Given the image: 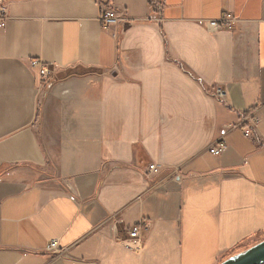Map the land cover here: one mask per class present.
I'll list each match as a JSON object with an SVG mask.
<instances>
[{"label": "crops", "instance_id": "0c3cea01", "mask_svg": "<svg viewBox=\"0 0 264 264\" xmlns=\"http://www.w3.org/2000/svg\"><path fill=\"white\" fill-rule=\"evenodd\" d=\"M1 3L0 264H219L264 237V0Z\"/></svg>", "mask_w": 264, "mask_h": 264}, {"label": "built area", "instance_id": "2783aa9c", "mask_svg": "<svg viewBox=\"0 0 264 264\" xmlns=\"http://www.w3.org/2000/svg\"><path fill=\"white\" fill-rule=\"evenodd\" d=\"M155 14L152 16V19L159 20V14L161 13V7H158L156 5V10L154 9ZM7 9L6 6L1 3L0 8V27H5L7 22ZM123 20L122 16L118 15L117 12L114 9L106 8L103 10V14L101 16V21L103 24L104 29H112L113 27L117 26L121 21ZM236 17L232 13H226L223 17L220 19H213V20H206V21H200V24H204L210 28L217 29V30H225L230 29L233 25V23L236 21ZM32 65L34 67L40 68V77H41V84L43 87L48 85L50 81V72H49V65L45 63H41L40 61L34 60L32 61ZM216 95L219 99L223 98L225 96V90L222 87H218L216 89ZM241 124L244 123H251V120H247L246 122L242 120L240 122ZM252 123H254L252 121ZM253 126V125H251ZM244 131L246 136L252 135V129L250 126L245 127ZM227 134L226 129H222L220 131L221 139L211 147L210 153L214 156H220L228 147L227 142L225 140V136ZM161 171V166L152 164L150 165V172L152 173H159ZM147 224L145 223H138L137 225H134L130 228L126 229V232L128 234V239L125 240V244L127 247L137 250L142 245V231L147 228ZM48 251L60 254L63 252L61 249L58 240H53L50 242L48 248Z\"/></svg>", "mask_w": 264, "mask_h": 264}, {"label": "water", "instance_id": "95a60500", "mask_svg": "<svg viewBox=\"0 0 264 264\" xmlns=\"http://www.w3.org/2000/svg\"><path fill=\"white\" fill-rule=\"evenodd\" d=\"M219 264H264V239Z\"/></svg>", "mask_w": 264, "mask_h": 264}, {"label": "rangeland", "instance_id": "374dc122", "mask_svg": "<svg viewBox=\"0 0 264 264\" xmlns=\"http://www.w3.org/2000/svg\"><path fill=\"white\" fill-rule=\"evenodd\" d=\"M68 73H69V74H68ZM49 74H50V73H49ZM51 74H52V73H51ZM51 74H50V75H51ZM72 74H74V73L71 72L70 70L67 71V73H65V75H72ZM46 88H47V87H46ZM262 239H263V237H260V238H255V239H253V240H250V241L245 242L243 245H241V246H239V247L233 249L230 253H228L227 256L225 257V260H226L227 258H229L230 256H232V255H234V254H236V253H239V252H241V251H244V250H246L247 248H249V247L255 245L256 243L260 242ZM223 261H224V260H223ZM221 262H222V261H221Z\"/></svg>", "mask_w": 264, "mask_h": 264}, {"label": "trees", "instance_id": "16d2710c", "mask_svg": "<svg viewBox=\"0 0 264 264\" xmlns=\"http://www.w3.org/2000/svg\"><path fill=\"white\" fill-rule=\"evenodd\" d=\"M263 239H264V237H263ZM263 239H262V240H263ZM224 260H225V259H224Z\"/></svg>", "mask_w": 264, "mask_h": 264}]
</instances>
